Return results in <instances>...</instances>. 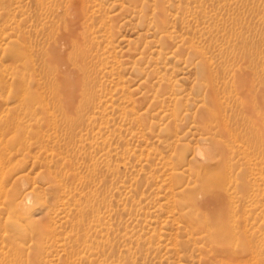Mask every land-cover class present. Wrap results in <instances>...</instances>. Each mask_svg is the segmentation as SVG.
<instances>
[{"label": "rangeland", "instance_id": "1", "mask_svg": "<svg viewBox=\"0 0 264 264\" xmlns=\"http://www.w3.org/2000/svg\"><path fill=\"white\" fill-rule=\"evenodd\" d=\"M0 128V264H264V0H0Z\"/></svg>", "mask_w": 264, "mask_h": 264}, {"label": "bare ground", "instance_id": "2", "mask_svg": "<svg viewBox=\"0 0 264 264\" xmlns=\"http://www.w3.org/2000/svg\"><path fill=\"white\" fill-rule=\"evenodd\" d=\"M55 54V53H54ZM65 88H67V87H65ZM69 88H71V87H69ZM69 90V89H68ZM67 90V91H68ZM70 93V92H69ZM8 114V113H7ZM10 117V116H9ZM8 120V119H7ZM9 120H10V118H9ZM20 120V119H19ZM18 120V121H19ZM11 121V120H10ZM8 122V121H7ZM15 123V122H14ZM4 125V124H3ZM2 126V125H1ZM12 128H13V125H12ZM14 129V128H13ZM8 130V129H7ZM6 130V131H7ZM9 130H11V128L9 129ZM8 132H10V131H8ZM8 132H6V133H8ZM1 133H2V128H0V135H1ZM5 134V133H4ZM8 135V134H7ZM5 155V154H4ZM1 161V160H0ZM11 167V166H10ZM13 169V168H12ZM15 169V168H14ZM16 170V169H15ZM12 173L13 172H15V171H11ZM10 171H9V167L8 168H0V185L4 182V181H6V180H8V178H10ZM18 178V177H17ZM18 183V182H17ZM1 188L3 187V186H0ZM222 208H224V207H222ZM219 210V209H218ZM224 211V210H223ZM217 212V211H216ZM219 213V212H218ZM220 214H221V212H220ZM226 214L227 213H225L224 215H221V216H223L222 218H221V220H219V222L221 223V224H223L224 223V221L223 220H225V218H226ZM229 215V214H228ZM217 219V218H216ZM220 219V218H219ZM227 219V218H226ZM217 221V220H216ZM227 224H229V222L227 223ZM231 226V225H230ZM232 228V227H231ZM41 235V234H40ZM237 234H234V235H232L231 236V239H233V238H237V236H236ZM43 243V241H42V235L39 237V241H38V246H40L41 244ZM250 244H251V242H249ZM251 245H253V244H251ZM254 247V246H253ZM252 251H253V253L255 254V250L254 249H252ZM221 253V252H220ZM36 259V261H37V258H35ZM228 259V258H227ZM226 259V260H227ZM35 261V262H36ZM39 262V261H38ZM37 263V262H36ZM43 263V262H42ZM38 264V263H37Z\"/></svg>", "mask_w": 264, "mask_h": 264}]
</instances>
